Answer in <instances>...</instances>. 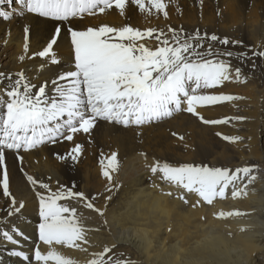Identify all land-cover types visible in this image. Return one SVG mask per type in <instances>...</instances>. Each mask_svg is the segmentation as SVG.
<instances>
[{
	"label": "snow or ice",
	"instance_id": "1",
	"mask_svg": "<svg viewBox=\"0 0 264 264\" xmlns=\"http://www.w3.org/2000/svg\"><path fill=\"white\" fill-rule=\"evenodd\" d=\"M169 3H175V0H169ZM169 3L164 0H0V5L6 4L8 9H0V19L4 21L24 18L27 13L54 22L52 33L35 52H30L32 25L24 26L23 50L18 57L20 62L26 58H38L41 60L40 71L46 65H59L55 46L65 23L74 54L72 68L57 73L39 86L26 75V70L14 74L0 72V197L5 200L4 205H0L3 209L0 220L6 228L0 233V240L5 244L10 243L14 248L19 246L24 234L15 225V220L25 207L23 202L17 204L10 190L6 150L29 152L47 144L74 142L78 134L91 135L99 121L125 128L135 126L138 136L143 126L163 122L179 113L191 114L205 125L228 122L226 119H207L200 115L198 108L240 99L232 94H211L210 90L223 87L233 77L238 83H246V78L242 79L243 66L252 61L255 68L257 60L264 61V50H257L264 45L247 49L238 38L202 34L199 29L189 32L182 26L180 29L169 26L167 32L156 28L142 31L131 24L120 27L107 24L87 26L86 30L73 26L76 19H83L85 15L96 16L107 10H118L120 16H126L127 7L149 15L155 10L167 19ZM221 15L218 8L217 16ZM148 38L157 41L154 49L140 42ZM234 51L237 52L235 57ZM233 60L238 63L234 65ZM235 119L243 121L245 118ZM172 135L177 136V133ZM178 138L184 139L183 136ZM222 138L229 142L240 139ZM82 150L80 143H74L69 151L57 155L56 159L75 163ZM140 155L146 157L144 153ZM18 159L22 161L23 157ZM100 166L101 176L106 180L103 192L85 194L59 184L53 190L48 183L39 182V188L44 189L46 194L37 192L38 236L39 241L48 246V251L44 254L39 248L35 249L37 264H49L50 261L53 264H76L73 259L61 255L55 246L88 252V247L83 246L91 247L88 239L91 229L84 223L88 218L78 215L71 204L59 202H84L87 209L105 217L113 193L119 188L113 177L120 166L118 153L112 152L105 157ZM145 167L152 179L151 187L159 195L178 199L193 208L214 207L215 203L229 196L233 200L247 197L249 186L257 179L253 175L256 166H237L233 170L227 166H194L191 163L173 166L169 162H154L151 165L146 163ZM156 180L161 183L157 184ZM26 181L33 187L38 184L32 175H27ZM163 185H168V190ZM172 188L177 191L173 192ZM100 199L104 204L96 207L93 202L98 203ZM152 207L157 206L154 204ZM247 215L249 213L243 211H221L215 218ZM107 225L108 221L104 219L102 226L107 228ZM172 230L171 226L167 228L169 233ZM245 230L240 228L241 232ZM228 235L231 237V232ZM9 254L24 261L31 260V256L25 255L22 249ZM86 264L140 262L133 259L131 253L113 244L93 252Z\"/></svg>",
	"mask_w": 264,
	"mask_h": 264
},
{
	"label": "bare ground",
	"instance_id": "2",
	"mask_svg": "<svg viewBox=\"0 0 264 264\" xmlns=\"http://www.w3.org/2000/svg\"><path fill=\"white\" fill-rule=\"evenodd\" d=\"M164 2L169 3V0ZM218 8L222 12L220 17L217 16ZM0 9L8 10L6 4L0 5ZM166 11L169 14L167 19L155 10L149 15L127 7L126 16H120L118 10H107L96 16L85 15L83 19H76L73 26L86 30L87 26L107 24L120 27L131 24L142 31L156 28L165 32L169 26L174 29L182 26L189 32L199 29L202 34L206 32L218 34L221 38H238L247 49H253L258 44L264 45V0H175V3H169ZM26 24L32 25L30 52H35L52 33L54 22L27 13L24 18L16 17L8 21L0 19V72L14 74L26 70V75L39 86L57 73L73 67L71 61L74 54L67 23L55 46L59 65H46L40 71L38 66L41 60L38 58H26L20 62L18 57L23 50V28ZM140 42L153 49L157 43L151 38ZM257 50H264V47ZM236 55L234 51L233 56ZM232 63L235 65L238 62L233 60ZM244 78L246 83H238L233 77L223 87L210 90L211 94H232L240 99L223 102L219 106L198 108L203 117L226 119L228 122L225 124L205 125L191 114L179 113L163 122L143 126L138 136L135 126L125 128L99 121L91 135L78 134L74 142L47 144L29 152L6 150L10 190L17 204L23 202L25 205L15 220V225L24 235L17 248L0 240V264H37L35 249L39 248L44 254L48 251V246L43 245L38 236L40 217L37 192L46 194L44 189L39 188L40 181L48 183L53 190L59 184L85 194L103 192L106 180L101 176L100 161L112 152L118 153L120 166L113 177L114 182L119 183V188L113 193L105 217L87 209L84 202H59L71 204L77 209L78 215L87 217L84 223L91 229L88 232L91 247L83 245L88 247L87 253L55 246L61 255L73 259L76 264H86L93 252L115 244L124 252L131 253L132 258L140 264H208L209 261L220 259V255L213 251L219 248V242L215 239L219 236L227 244V248L221 249L227 253V259L239 260L241 264H264V61L257 60L255 68L252 61H248L243 66ZM236 117L245 119L239 121ZM172 133H177V136ZM179 136L184 139L180 140ZM223 136L240 139L229 142ZM74 143H80L83 147L77 162L56 159L57 155L69 151ZM140 153L146 154V157ZM18 157H23V160ZM154 162H169L173 166L187 163L194 166H227L233 170L237 166H256L253 175L257 179L249 186L247 197L233 200L229 196L215 203L214 207L193 208L185 206L178 199L161 196L151 187L152 179L145 164ZM27 175L37 179L35 187L27 183ZM155 182L161 183L159 180ZM163 187L168 190V185ZM171 190L177 191L175 188ZM158 198H163L160 211L147 225L156 234L152 247L148 248L132 240L127 229L141 226L139 222L142 215L148 207L157 203ZM4 203L5 200L0 197V205ZM93 203L96 207H102L104 201L100 199L98 203ZM221 211H243L249 215L216 219L215 216ZM0 215H3L2 208ZM201 217L206 219L202 220ZM104 219L108 221L107 228L102 226ZM169 226L173 229L171 233L167 232ZM241 227L246 230L241 232ZM5 230L0 220V233ZM233 245L241 246L243 251L233 252ZM21 249L25 255L31 256L30 261L9 254Z\"/></svg>",
	"mask_w": 264,
	"mask_h": 264
},
{
	"label": "clouds",
	"instance_id": "3",
	"mask_svg": "<svg viewBox=\"0 0 264 264\" xmlns=\"http://www.w3.org/2000/svg\"><path fill=\"white\" fill-rule=\"evenodd\" d=\"M163 198H158L157 203L155 204L157 207L153 208L152 206L148 207L147 212L144 213L140 220V225L138 227H132L127 229L128 232L131 233V239L137 241L139 244L143 246H147L151 248L153 245V241L155 239V232H153L150 228L147 227L149 220L160 211V202ZM136 223V222H134ZM219 242V248L213 249L216 251L218 255H220V259L209 261L208 264H241L239 260L233 261L226 258L227 253L222 252L221 249L227 248V244L223 241L222 237L215 238ZM232 251L239 253L243 251V248L239 245H233Z\"/></svg>",
	"mask_w": 264,
	"mask_h": 264
}]
</instances>
